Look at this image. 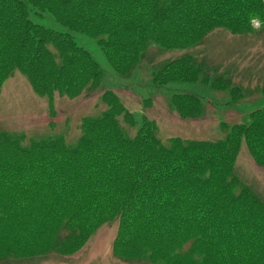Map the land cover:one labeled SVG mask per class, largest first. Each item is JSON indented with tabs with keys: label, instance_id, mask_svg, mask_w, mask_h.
I'll use <instances>...</instances> for the list:
<instances>
[{
	"label": "trees",
	"instance_id": "obj_1",
	"mask_svg": "<svg viewBox=\"0 0 264 264\" xmlns=\"http://www.w3.org/2000/svg\"><path fill=\"white\" fill-rule=\"evenodd\" d=\"M255 19L264 24V0H0V88L20 70L50 99L57 91L75 99L100 90L103 70L80 35L96 39L127 76L152 42L186 48L219 27L250 33ZM197 81L242 95L229 79L201 75V66L182 60L154 78L158 85ZM100 98L107 108L84 120L74 145L57 139L22 147L3 138L0 258L57 248L73 254L116 222L114 253L127 261L166 262L158 251L167 246L177 254L194 240L192 253L171 264H264V203L250 187L228 180L243 141L264 162V108L249 123L227 125L224 140L173 137L166 144L146 116L137 135L126 136L119 116L131 115L121 97L107 89ZM169 105L185 119L207 109L189 93L172 95ZM5 220L19 230L3 229ZM38 230L43 239L33 243ZM58 231L66 235L64 246L50 237Z\"/></svg>",
	"mask_w": 264,
	"mask_h": 264
},
{
	"label": "rangeland",
	"instance_id": "obj_2",
	"mask_svg": "<svg viewBox=\"0 0 264 264\" xmlns=\"http://www.w3.org/2000/svg\"><path fill=\"white\" fill-rule=\"evenodd\" d=\"M253 27L250 33H235L219 27L202 38L200 43L186 48H165L152 42L136 67L132 71L131 66L126 70L131 71L127 76L120 75L111 65L96 39L80 35V43L91 52L103 70L101 89L75 99L61 96L57 91L50 99L38 93L23 72L15 70L0 88V151L8 150L5 141L2 143L5 137L22 147L57 139H64L67 145L76 144L83 135L84 120L99 116L107 108L100 98L107 89L117 93L130 112L131 118L127 121L124 118L126 114L119 116L120 127L126 136L135 137L142 116H146L157 122L155 133L166 144L173 137L224 140L230 133L227 125L249 123L251 113L264 108V24L255 19ZM176 60L195 64L197 68L201 66V75L212 74L229 79L233 86L242 89L241 99H237L230 90L219 91L201 81L156 84V74ZM177 93L200 96L207 104L205 115L182 118L179 111L169 105L172 95ZM238 154L228 180L250 187L264 203V162L252 155L246 141L242 142ZM2 183L4 181L0 179ZM10 226L11 234L19 230L13 221L5 220L3 229ZM116 234L117 223H108L92 234L76 253L64 254L60 248L31 255L11 253L1 257L0 264H171L173 257L193 251L194 240H190L178 249L177 254H170L167 246L158 251L163 256L168 255L166 262L159 258L157 261H127L114 253ZM50 237H60L59 243L64 246L66 235L62 231L50 234ZM42 239L38 230L33 243H40ZM48 242L46 239L43 243Z\"/></svg>",
	"mask_w": 264,
	"mask_h": 264
}]
</instances>
